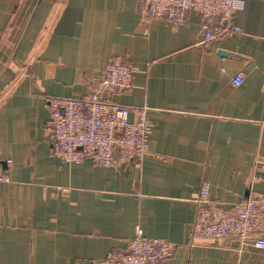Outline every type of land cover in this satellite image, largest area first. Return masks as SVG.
Wrapping results in <instances>:
<instances>
[{
  "label": "crops",
  "instance_id": "0c3cea01",
  "mask_svg": "<svg viewBox=\"0 0 264 264\" xmlns=\"http://www.w3.org/2000/svg\"><path fill=\"white\" fill-rule=\"evenodd\" d=\"M205 39L200 16H148L146 0H0V264H104L138 226L169 241L171 264H264V249L196 233L204 184L219 207L264 194V0ZM112 60L130 88L112 99L154 126L141 166L51 152L52 97H87ZM241 74L236 86L232 77ZM10 160L9 163L7 161Z\"/></svg>",
  "mask_w": 264,
  "mask_h": 264
},
{
  "label": "built area",
  "instance_id": "2783aa9c",
  "mask_svg": "<svg viewBox=\"0 0 264 264\" xmlns=\"http://www.w3.org/2000/svg\"><path fill=\"white\" fill-rule=\"evenodd\" d=\"M148 16L166 18L177 23L187 21V14L200 16L205 39L211 40L229 30L241 32L239 26L214 27L212 19L230 20L243 6V0H146ZM133 68L118 60L110 61L101 71L98 85L87 97H52L49 101L52 154L61 161L80 163L85 158L105 167L120 162L141 166L149 148L153 122L146 107L139 109V118L129 120L130 109L112 99L130 88ZM244 77H232L234 85ZM10 160L7 161L9 163ZM9 181L0 159V184ZM197 201L196 233L220 243L228 237L264 249V194L249 188L248 196L231 207H219L210 199L207 184L201 187ZM173 245L161 238L149 237L136 228L126 250L109 251L104 264H171Z\"/></svg>",
  "mask_w": 264,
  "mask_h": 264
}]
</instances>
